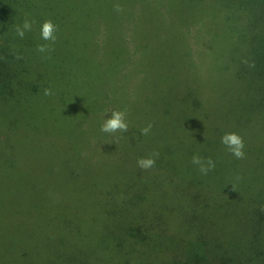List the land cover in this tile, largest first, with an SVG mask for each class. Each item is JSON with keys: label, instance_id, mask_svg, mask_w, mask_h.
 <instances>
[{"label": "rangeland", "instance_id": "374dc122", "mask_svg": "<svg viewBox=\"0 0 264 264\" xmlns=\"http://www.w3.org/2000/svg\"><path fill=\"white\" fill-rule=\"evenodd\" d=\"M53 1L31 3L35 20L63 17L50 52L37 51L51 43L40 29L8 42L29 66L0 95V264H180L198 253L264 264V178L252 197L223 188L264 176V78L250 63L264 54V0ZM145 4L166 17L129 13ZM113 109L129 123L116 142L100 131ZM226 132L243 138V159L221 143ZM154 153V167L137 166ZM195 154L215 168L202 175ZM132 222L145 230L138 242Z\"/></svg>", "mask_w": 264, "mask_h": 264}, {"label": "trees", "instance_id": "16d2710c", "mask_svg": "<svg viewBox=\"0 0 264 264\" xmlns=\"http://www.w3.org/2000/svg\"><path fill=\"white\" fill-rule=\"evenodd\" d=\"M34 0H0V95L2 96V99H4L13 89V87L19 86V83L24 84L23 79L26 75L27 68L29 66V56L26 54L19 55V58H12L9 57L7 52L10 49L9 45V40L16 36L14 32V25L16 24H22L23 20L25 17H27L29 20L34 21L32 29H40L42 23L45 20H35L33 18V15L31 13L34 12V9L31 6V3ZM100 1V0H97ZM131 1V0H130ZM181 1V0H180ZM171 3H178V0H170ZM56 3L53 0H46V6L48 7V4ZM164 6V4H162ZM167 5V4H166ZM158 7V6H157ZM132 9V8H131ZM129 8V13H145L148 15H158L162 17H166V12L163 10H160L158 8H155L151 5H143L139 7H134L132 10ZM50 10V9H49ZM51 11V10H50ZM47 20H51L56 26L57 29L61 26V23L63 21V17H60L58 13H53L51 15L50 12V17L46 16ZM134 26L130 24V29H133ZM254 52V51H253ZM253 55V53H252ZM12 63H17L16 64V69L11 68L9 64ZM250 63H253L255 66L258 64L259 65V76L261 78H264V54H259L255 53V58H253V61ZM33 67V66H32ZM51 89V87H50ZM42 89L38 86H33L30 90V92L37 94L41 93ZM64 94H60V99L62 101H65L62 99V96ZM18 102V101H16ZM100 108V109H99ZM105 104H101L100 106L97 107V111L102 113L104 112ZM192 108H198L197 104L193 102ZM16 119L13 118L11 119V128L9 130V134L5 135L8 137L10 140L14 141L15 139L13 138L12 134L17 137L16 135V130L17 126L22 122L20 121H15ZM2 135L6 134V130H2L1 132ZM23 140H27L22 138ZM60 141L62 140V137L59 136ZM33 143V142H32ZM264 172V170H263ZM239 179L237 180V177L232 178L231 183H235L236 189L237 190L240 187L241 184V192L245 191L250 195L251 197L257 193V189L259 188L260 182L263 180L264 176L261 174L259 175H249L246 178L241 179V175H238ZM229 184L227 187V180L223 183V188L228 191H235L233 189L232 184ZM258 187V188H257ZM230 193V192H229ZM242 196V195H241ZM131 206L133 204L128 200ZM243 218V216L238 217L240 220ZM241 223V221H240ZM144 228L141 223H133L130 227H128L127 230V237L133 240L134 242H138L140 239H143V234H144ZM247 241L243 242V253L246 255L247 261L249 262L248 258H250L249 253L246 252L247 250ZM248 251V250H247ZM238 256H241V254L238 253ZM244 263V262H242ZM180 264H215V262H209L207 259V256L203 253H198L193 259L190 260H185L183 262H180ZM217 264H238L233 261L232 258H225V257H220L217 260ZM245 264V263H244ZM249 264V263H247Z\"/></svg>", "mask_w": 264, "mask_h": 264}, {"label": "clouds", "instance_id": "9594fccd", "mask_svg": "<svg viewBox=\"0 0 264 264\" xmlns=\"http://www.w3.org/2000/svg\"><path fill=\"white\" fill-rule=\"evenodd\" d=\"M116 11H122L120 4H115ZM34 21L29 20L27 17L23 20L22 24L14 25L15 34L21 39L24 38L26 32L32 30ZM57 26L51 20H45L40 28V38L44 41H49V44H38L37 51L40 53H47L52 50V44L57 40L56 36ZM17 58L19 55L17 54ZM44 95H53L52 90L49 88L44 89ZM110 113L106 117V114ZM126 110H105L103 121L100 125V131L114 137V141H118L125 132L129 130V123L127 121ZM152 124L148 123L146 126L140 129L142 136H147L151 132ZM221 143L226 146L227 150L237 159H243L245 157L244 152V140L236 132H226L221 136ZM159 157V153H154L152 156L140 157L137 160V166L142 170H149L154 167L156 159ZM192 164L198 166V170L202 175H207L209 171L215 168V162L209 157L207 159L202 158L200 155L195 154L191 160ZM239 177H237V180ZM231 183V182H230ZM233 189H236L235 183H231Z\"/></svg>", "mask_w": 264, "mask_h": 264}]
</instances>
